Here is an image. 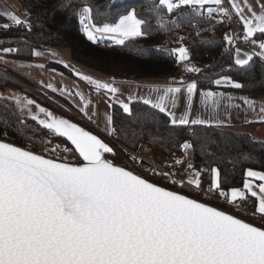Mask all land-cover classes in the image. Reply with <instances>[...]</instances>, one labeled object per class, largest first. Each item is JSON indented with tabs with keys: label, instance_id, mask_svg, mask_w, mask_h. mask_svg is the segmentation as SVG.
<instances>
[{
	"label": "snow or ice",
	"instance_id": "6c2138e0",
	"mask_svg": "<svg viewBox=\"0 0 264 264\" xmlns=\"http://www.w3.org/2000/svg\"><path fill=\"white\" fill-rule=\"evenodd\" d=\"M70 3L71 0H67L62 7ZM229 3L231 11L224 7L223 0H153L152 7L157 11V23L161 27L168 22L167 16L160 14L164 9L171 15L182 7L199 11L207 6L209 16L218 11L231 19L234 14L242 24L245 41L256 45V39L250 38L259 34L260 51L255 55L264 58V0H229ZM81 4L79 9H73V15L78 14L81 30L93 43L108 40L115 45H125L147 35L146 21L138 17L134 8L119 15L114 22L98 25L87 0H81ZM3 15L11 22L2 25L5 30L23 26L31 31L28 13L23 18L14 11ZM180 40L181 46L171 52L178 54V62L187 61L189 52L182 44L183 37ZM224 40L234 43L233 36L228 34ZM235 51L236 65H247L253 59L248 53L244 54L246 59L241 58L239 48ZM0 52L9 55L18 53L19 49L0 47ZM30 54L34 57L44 55L36 49ZM0 62L9 63L3 56H0ZM34 66L45 67L43 64ZM19 67L33 65L21 64ZM64 67L71 66L64 63ZM185 70L201 71L195 67ZM73 71L97 93L111 94L110 99L120 91L113 82ZM213 83L236 89L243 87L228 76H221ZM46 87L57 91L51 83ZM152 91L157 93L155 99L150 96L140 99L144 105L166 113L173 126L211 124L210 119H189L197 95L200 104L213 112L225 99L229 102L234 99L223 92L198 91L195 81L185 84L180 80L178 86L153 88ZM182 91L186 92V110L177 118L169 105L172 109L177 107ZM61 92L63 94L64 90ZM75 95L82 105L79 111L92 119L96 113L90 109L91 101L79 91ZM0 98H3L2 94ZM8 98L14 99L21 110L28 109L31 119L49 130L54 138H66L72 147L53 145L52 140L41 139V151L37 153L0 141V264H264V225L256 226L210 205L205 199L162 186L137 169L167 179L180 189L186 185L194 186L193 190L199 191L204 198L218 194L232 205L237 201L245 202L247 192L256 198L252 215L258 214L262 221L264 172L252 169L246 172L248 178L261 181L256 186L258 191L254 190L252 179H245L243 190L233 187L228 192L221 189L220 170L211 168V181L205 192L201 187L200 171L190 172L185 183L183 178L177 179L175 173L158 170L137 155H130L128 164H117L108 158L109 154L116 155L113 147L97 135L68 119L54 116L34 99L15 94ZM135 99L131 96L128 103L119 101L123 112L129 116L133 114L130 103ZM242 99L252 107L253 101L248 97ZM32 105L37 110L35 113L31 110ZM260 112L264 113V107ZM105 131L115 135L111 115L106 116ZM181 147L187 152L192 145L185 141ZM58 153L70 154L76 159L72 161L68 155ZM175 163L183 161L177 159ZM187 167L192 169L193 165L189 162Z\"/></svg>",
	"mask_w": 264,
	"mask_h": 264
},
{
	"label": "trees",
	"instance_id": "16d2710c",
	"mask_svg": "<svg viewBox=\"0 0 264 264\" xmlns=\"http://www.w3.org/2000/svg\"><path fill=\"white\" fill-rule=\"evenodd\" d=\"M21 2L29 14L27 19L32 25L30 32L23 26L5 30L2 25L11 22L0 16V47L18 48L19 52L12 54L16 58L32 60V49L64 47L71 52L75 61L120 80L162 78L174 75L179 70L177 55L171 50L181 45L180 38L183 37L182 44L190 47L194 62L210 63V67L201 75V82L230 75L243 85V91L264 95V59L254 55L247 65H236L234 51H227L228 43L224 40L228 28L216 21L213 15L207 17L203 9L193 11L182 7L171 15L164 9L160 14L167 16L168 22L161 27L157 23V11L152 7L153 0H87L98 25L114 22L119 15L127 14L133 8L138 17L146 21V36L125 45H115L108 40L93 43L87 39L81 30L78 14L73 15V9L82 6L81 0H71L67 7H62L67 0ZM211 27L215 30L214 34L209 32ZM49 65L71 73L63 65ZM9 87L34 98L38 103L62 111L40 92L36 93L30 82L21 75L0 67V94L3 96L0 98V137L5 136L22 145L26 144V140L38 145L41 139L48 140V131L31 117L24 116L15 100L4 95ZM130 107L131 116L114 103L112 117L118 139L132 149L138 150L142 144H147L156 152L170 157L174 153H182L181 145L188 140L194 150V166L201 170L203 182L209 183L210 169L218 167L222 190L243 186L248 168L264 171V141L255 139L247 132L207 124L173 126L166 113H160L140 100L133 101ZM49 137L72 147L66 138ZM69 156L75 161L76 156ZM248 204L252 207L254 201H248Z\"/></svg>",
	"mask_w": 264,
	"mask_h": 264
},
{
	"label": "crops",
	"instance_id": "0c3cea01",
	"mask_svg": "<svg viewBox=\"0 0 264 264\" xmlns=\"http://www.w3.org/2000/svg\"><path fill=\"white\" fill-rule=\"evenodd\" d=\"M250 2H253V0H250ZM223 3L224 5L226 3L231 8L229 0H223ZM212 7H216V6L213 5ZM254 7L258 8V6H256L255 4H254ZM203 10L207 13V6ZM8 11H14L18 15H20L22 18L24 17L25 13H28L26 7L22 4L21 0H0V16H3L7 19V17L3 14ZM215 13H219V12L217 11ZM235 21H236V27L238 28L239 33L241 30L242 31L241 35H243L242 24L236 16H235ZM251 39H256L257 41L256 49L257 50L253 49L252 48L253 46L251 48L238 47L241 50V58L243 59L247 58L244 55L245 53H248L254 56L255 53H258L260 51V49L258 48V43L260 42V39L257 38L256 34ZM102 41L104 42L106 40H102ZM236 49L233 50L234 58H236V51H235ZM36 50L41 51L42 53H44V55L41 57L33 56L34 58L32 60L20 59V58L14 57L12 54L5 55L4 53L0 52V56H3L5 60L9 61V63L7 64L0 62V67L7 71H12L14 73L21 75L23 78H25L29 82L35 81L43 87H46L47 84L51 83L53 87L57 89V91L53 92L51 89L47 87L46 88L50 90L52 93H54L55 95H57L61 100L68 103L72 108H75V109H79L82 106L80 102V98L76 96L75 93L77 91L83 93L85 98L91 101L90 109L95 110V113H96L95 117L99 118L100 121H101L102 115L112 116V107L114 103L119 104V101H124L125 103H128L129 98L131 96L136 97V99L132 100L131 103L136 100L142 101L140 97L150 96L153 99H155L157 93L152 91L153 88L162 89L167 86H178V82L180 80H183L185 84L191 83L192 81H194L192 78H188V79L181 78L178 72H176L174 75L166 76L162 78L157 77V78H146L142 80L125 81V80H120V79H117L116 77H112L110 75L104 74L102 72L96 71L94 69H91L75 61L72 57L71 52L67 48H64V47H57L54 49L36 48ZM189 55H191L190 51H189ZM256 56L260 57L259 55H256ZM49 63H56V64H60L63 66H64V63H67L68 65L71 66L69 68L71 73L64 72L62 70L54 68L50 66ZM182 63L183 61L180 64L178 63L179 66H181ZM21 64L33 65V67L20 68L19 65ZM38 64H43L45 65V67L38 68L34 66ZM73 70H78L84 75H90L93 78L100 79L101 81L113 82L114 86L119 88L120 91L116 94L114 98L110 99L109 97L111 96V94H106L104 91L97 93L93 86L89 85L86 81L76 76ZM222 76H228L233 81L239 82L235 80L233 77H231L230 75H222ZM220 77L221 76L217 77L216 79ZM197 85H198V91L212 90V91H217V92H223L226 94V96H231L234 99L231 102L225 99L224 101H222L221 106L215 112H213L211 109L206 108L205 106L200 104L199 96L197 95L193 99V105H192V109H191L190 116H189L190 120L195 119L197 117L201 119H210L212 122L211 124H207V125H214L220 128L230 129V130H234L238 132H247L251 136H253L255 139L264 141V122H262V117H264V113L260 112L261 107H264V95L263 94H253V93L245 92L243 91L242 88L236 89V88L231 87L230 85L216 86L214 83L212 85H207L204 82L197 83ZM61 90H64L63 94ZM17 91H18L17 89L13 87L12 88L9 87L6 93L9 95L11 94V96L15 94V95H19L20 97H27L28 99H34L30 96L21 94L19 91H18L19 93H17ZM185 96H186V92L184 91H182V93L179 94V99L177 101L176 108L172 109L171 105H169V109L175 113L177 118H179V116L182 115L183 112L186 110ZM243 97H248L251 101H253L252 107H249L247 104L244 103V100L242 99ZM131 103H130V106H131ZM39 104L42 107H45L48 109V106L43 105L41 103ZM109 105H111V107H109ZM30 107L33 113L37 111L34 105ZM49 111H51L52 113L54 112L53 115L59 118V115L57 116L54 110L50 109ZM217 120L221 121V123L217 124L216 123ZM189 125H192V124H189ZM85 130L87 131V129ZM138 151L140 153H143L145 157L157 163L165 164L170 159L168 155L163 154L161 152H156L150 146L146 148L143 145H141ZM182 155H183L182 153H179V157L176 158L175 161L179 159V160H182L183 163L176 164L174 161L173 164L186 177V179H188L190 172L200 171L201 173V170L194 166V159L192 160V162H190L193 165V168L188 169L187 165L189 162H185L182 159ZM214 168H218V167H214ZM248 169H252L254 171H259V172H264L263 170L254 169V168H248ZM200 179H201V186L209 187L210 182L204 183L201 175H200ZM246 179H252L254 190L258 191V187L256 186L259 183H261V181L254 179V178H248L247 176H246ZM193 188H194L193 186L188 185L186 187V190L190 194L194 195L196 194V191H194ZM236 188H240L243 190V186L236 187ZM230 190L231 188L229 190H224V191L230 192ZM246 197H247L246 199L247 204H248V201L256 202V198L251 197L250 194H248L247 192H246Z\"/></svg>",
	"mask_w": 264,
	"mask_h": 264
},
{
	"label": "built area",
	"instance_id": "2783aa9c",
	"mask_svg": "<svg viewBox=\"0 0 264 264\" xmlns=\"http://www.w3.org/2000/svg\"><path fill=\"white\" fill-rule=\"evenodd\" d=\"M226 8H228L231 11V8L225 3L224 5ZM207 17H210L208 13L206 14ZM213 16L215 17L216 21L221 22L228 28V35L233 36L234 43L227 45L226 49L227 51H233L234 49L238 47H243V48H251L253 46L252 43L247 42L243 39V35L239 33L238 28L236 27V21H235V15L233 14L231 19L222 16L220 13H213ZM209 32L214 34L215 30L213 27L209 28ZM198 34V32H195ZM251 39V38H250ZM187 67H195L199 68L201 71L200 72H190L186 71L185 69ZM210 67V63H199V62H194L191 58L187 61H183L181 66L179 67V70L177 71L179 76L183 79H188L192 78L194 81L197 83H203L201 82V75L202 73L207 70ZM30 83L43 95H45L48 99H50L52 102H54L56 105H58L60 108L66 110L69 114H71L77 121L81 122L85 126L89 127L92 130H96L113 148L115 149L116 153L119 154L121 158V163L128 164L130 163L129 156L130 155H137L138 157L143 158L145 161H147L149 164H152L154 167H156L158 170H163L166 172L170 173H175L176 178L180 179L183 178L185 183L187 181L186 177L179 171V169L173 164L176 158L179 157V153H174L170 156V159L167 163L162 164V163H157L155 161H152L148 158H145L138 150L132 149L128 147L127 145L123 144L119 139H118V133H115V135H109V134H104L102 131L98 130V127L95 125L94 120L95 116L92 117V119H89L87 116H85L82 112L79 110L72 108L69 104L61 100L57 95L52 93L50 90H48L46 87L41 86L39 83L35 81H30ZM207 85H212V80H208L204 82ZM0 139L9 141L13 144L22 146L26 149H31L37 153L41 151L40 148L35 146L34 143L31 142H26V144H21L20 142H13L8 140L5 136L0 137ZM117 163V164H121ZM144 167H147V164L144 165ZM138 171H141L143 175H145L149 180L154 181L158 184H161L162 186L174 188V190L177 191H182L184 194H187L189 196H193L198 199H205V202L214 205L226 212H229L233 215H236L237 217L243 218L246 222H251L256 226H261L264 225V221H262L259 218V215L253 216L252 213L254 211L253 207H250L247 202H240L237 201L236 205L229 204L225 201L223 197H220L219 195H209L208 198H204L202 194L199 191H196V194H190L187 190L186 185L185 188L180 189L178 186H173L171 185L167 179L161 178L160 176H153L150 172H143L141 169H137ZM194 187V186H193ZM204 191L206 192L208 187L201 186ZM238 205V207H237ZM239 208V210H238ZM247 213V214H246Z\"/></svg>",
	"mask_w": 264,
	"mask_h": 264
},
{
	"label": "rangeland",
	"instance_id": "374dc122",
	"mask_svg": "<svg viewBox=\"0 0 264 264\" xmlns=\"http://www.w3.org/2000/svg\"><path fill=\"white\" fill-rule=\"evenodd\" d=\"M179 46H181V45H178V46H176V48L177 47H179ZM183 46H185L187 49H188V52L190 51V47L189 46H187V45H185V44H183ZM253 49H255V50H257L256 49V45H253V47H252ZM177 55V57H178V54H176ZM178 59V58H177ZM179 64L181 63V62H178ZM31 84V83H30ZM31 86L32 87H34L32 84H31ZM33 89V88H32ZM34 90L36 91V93H38L39 91L34 87ZM8 91V90H7ZM21 94H23L21 91H19ZM18 91H17V93H19ZM39 94V93H38ZM42 94V93H41ZM5 96H7V97H10L11 96V94L9 95V94H4ZM43 95V94H42ZM45 96V95H44ZM45 98L48 100V98L45 96ZM54 103V102H53ZM52 103V104H53ZM68 104V103H67ZM55 105V104H54ZM56 107H58V108H60L59 106H57V105H55ZM19 108V107H18ZM48 109L50 110V109H52L51 107H49L48 106ZM62 111H60V110H57V109H52V110H54L56 113V115L58 116L59 115V118H64V119H68L70 122H73V123H76L78 126H80V127H83L84 129H87V131H89V132H91L92 134H94V135H97L98 137H100L101 139H103V140H105L96 130H92V129H90L89 127H87V126H85L84 124H82L81 122H79V121H77L71 114H69L66 110H64V109H62V108H60ZM19 110H20V112L24 115V116H27V117H30L29 115H28V109H23V110H21L20 108H19ZM77 110H79V109H77ZM54 113V112H53ZM28 120H29V118H28ZM94 123H95V125L98 127V130L99 131H102L104 134H108V132L107 131H105V125H106V116H104V115H102L101 116V121L99 120V118H97V117H95V120H94ZM38 129H40V128H38ZM38 131H41V130H38ZM48 131V140H52V144L54 145V144H61V147H69L70 148V146H69V144H66V143H64V142H62L61 140H59V139H53L52 137H49V136H52V135H50L51 133L49 132V130H47ZM31 142V143H34L35 144V146H37L38 148H40L41 149V146L40 145H38L37 143H35L34 141L32 142V141H30V140H26V142ZM105 142H107L106 140H105ZM187 142H189L190 143V141H188L187 140ZM108 143V142H107ZM191 144V143H190ZM110 145V144H109ZM144 147H146V148H148L149 146L147 145V144H145V145H147V146H145L144 144H142ZM111 146V145H110ZM111 147H113V146H111ZM114 149V148H113ZM182 159L185 161V162H192V160L194 159V150H193V147H191L190 149H188L187 150V152H185V150L182 148ZM114 152L116 153V151H115V149H114ZM58 154H61V155H68L69 156V154H64V153H58ZM143 156H144V154L143 153H141ZM145 157V156H144ZM108 158L109 159H114V162L115 163H121V158H120V156H119V154H117L116 153V155H115V157H113V156H111L110 154L108 155ZM145 158H147V157H145ZM69 159L70 160H72V161H74V159L72 158V157H70L69 156ZM149 159V158H148Z\"/></svg>",
	"mask_w": 264,
	"mask_h": 264
},
{
	"label": "water",
	"instance_id": "95a60500",
	"mask_svg": "<svg viewBox=\"0 0 264 264\" xmlns=\"http://www.w3.org/2000/svg\"><path fill=\"white\" fill-rule=\"evenodd\" d=\"M190 56V58H191V55H189ZM0 141H3V142H8V143H11V142H9V141H5V140H2V139H0ZM13 144V143H12ZM15 146H18V147H22V146H19V145H16V144H14ZM22 148H24V147H22ZM211 205V204H210ZM212 206H214V205H212Z\"/></svg>",
	"mask_w": 264,
	"mask_h": 264
}]
</instances>
